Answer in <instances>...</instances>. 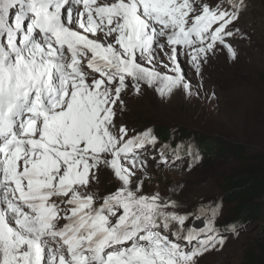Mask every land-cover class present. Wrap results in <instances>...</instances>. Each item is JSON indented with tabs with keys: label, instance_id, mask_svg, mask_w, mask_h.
Here are the masks:
<instances>
[{
	"label": "snow or ice",
	"instance_id": "6c2138e0",
	"mask_svg": "<svg viewBox=\"0 0 264 264\" xmlns=\"http://www.w3.org/2000/svg\"><path fill=\"white\" fill-rule=\"evenodd\" d=\"M246 7L0 0V264H199L223 248L222 205L193 211L144 190L150 160L161 170L181 151L193 162L200 153L162 144L149 156L153 129L129 128L117 114L145 86L198 95L181 57L197 74L221 48L236 59L230 39L245 35L235 25ZM101 168L117 181L103 196L93 188ZM224 227L237 236L243 228Z\"/></svg>",
	"mask_w": 264,
	"mask_h": 264
},
{
	"label": "rangeland",
	"instance_id": "374dc122",
	"mask_svg": "<svg viewBox=\"0 0 264 264\" xmlns=\"http://www.w3.org/2000/svg\"><path fill=\"white\" fill-rule=\"evenodd\" d=\"M245 4L235 25L245 35L230 39L236 59L221 48L197 74L188 58L181 57L185 77L198 95L174 91L161 97L145 86L140 95L123 97L125 107L117 114V121L129 128L153 129L159 143L155 150L149 148V156H155L162 144L192 145L200 153L201 159L193 162L181 151L174 163L170 157V168L161 170L150 160L144 184L145 191L174 195L193 211L201 204L222 205L217 223L226 242L221 250L204 254L199 264H253L252 255L264 260L260 252L264 194L252 189L255 179L264 177V0H245ZM116 186L109 169L97 172L93 188L101 196ZM243 201H252L257 208L243 216L237 209ZM232 222L243 226L238 236L224 227Z\"/></svg>",
	"mask_w": 264,
	"mask_h": 264
},
{
	"label": "trees",
	"instance_id": "16d2710c",
	"mask_svg": "<svg viewBox=\"0 0 264 264\" xmlns=\"http://www.w3.org/2000/svg\"><path fill=\"white\" fill-rule=\"evenodd\" d=\"M255 181H256V186L252 187V189L254 188L258 189L260 190L261 195L264 194V177L262 176L261 178L258 177L257 179H255ZM252 204H253L252 201H243L240 204H238L237 209L238 211L241 212V214H243V216L248 215L251 213L250 212L251 210L257 208L253 206ZM260 252H261L262 258H264V243L260 247ZM252 258L255 259V262L253 264H264V260L261 259V257H258L257 255H254V256L252 255Z\"/></svg>",
	"mask_w": 264,
	"mask_h": 264
},
{
	"label": "water",
	"instance_id": "95a60500",
	"mask_svg": "<svg viewBox=\"0 0 264 264\" xmlns=\"http://www.w3.org/2000/svg\"><path fill=\"white\" fill-rule=\"evenodd\" d=\"M195 224L202 227L203 226V220L195 221Z\"/></svg>",
	"mask_w": 264,
	"mask_h": 264
}]
</instances>
